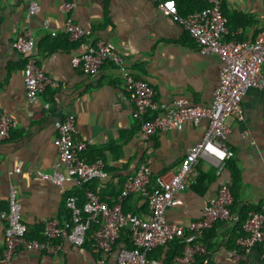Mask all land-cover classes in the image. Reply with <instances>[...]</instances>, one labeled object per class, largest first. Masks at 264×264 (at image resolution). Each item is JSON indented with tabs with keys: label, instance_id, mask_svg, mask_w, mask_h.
<instances>
[{
	"label": "crops",
	"instance_id": "0c3cea01",
	"mask_svg": "<svg viewBox=\"0 0 264 264\" xmlns=\"http://www.w3.org/2000/svg\"><path fill=\"white\" fill-rule=\"evenodd\" d=\"M35 1L40 12L29 18L28 0H0V116L9 117L13 125L9 138L0 141V258L6 228L1 215L8 209L10 185L17 189L21 221L30 235L52 223L65 224L66 200L81 191L70 183L59 187L38 177V173L65 172L54 147L56 123L75 117L77 137L86 147L82 158L89 164L100 160L105 166L106 177L86 188L109 207L118 203L124 184L142 164L150 169V188L158 177L170 179L186 151L203 139L207 129L204 120L144 140L139 122L132 118L133 105L120 71L105 64L97 75L89 77L72 67L73 57L98 42L111 44L127 73L150 85L156 102L164 107L179 99L207 107L220 84L221 61L201 53L186 31L149 0ZM66 3H74L69 12L63 11ZM223 12L228 30L225 41L252 42L264 33V0H224ZM68 19L88 34L71 41L63 32ZM21 34L35 39L33 55L38 66L58 84L33 103L27 101L24 91L25 60L13 49ZM242 109V122L232 118L226 122L224 143L233 157L220 167L219 174L218 167L206 158L199 159L188 188L177 196L179 205L166 211L167 223L187 234L188 226L202 218L220 185L229 184L234 199L232 219L207 232L203 244L207 264H264V241L239 261L232 255L234 250L241 254L240 239L236 243L232 239L241 234L237 223L244 212L246 218L253 213L264 218V91L248 90ZM17 168L20 173L10 176ZM122 208L125 213L149 214L140 195L124 199ZM97 228V224L91 226L80 248L59 240L56 255L20 250L9 264H101L93 240ZM123 231L103 264H117V252L125 248ZM151 255L149 264H165L164 253L159 257L153 251ZM194 264H203V259Z\"/></svg>",
	"mask_w": 264,
	"mask_h": 264
},
{
	"label": "built area",
	"instance_id": "2783aa9c",
	"mask_svg": "<svg viewBox=\"0 0 264 264\" xmlns=\"http://www.w3.org/2000/svg\"><path fill=\"white\" fill-rule=\"evenodd\" d=\"M149 1L157 5L163 16L181 26L201 53L216 56L221 61L220 84L209 106H193L184 99L175 101L171 107L160 106L151 86L127 73L120 54L106 42H98L84 54L73 57L71 65L89 77L97 75L105 64L120 71L123 88L133 105L132 118L139 122L140 135L144 140L171 130L182 131L188 123L197 126L205 120L208 125L203 139L186 151L176 174L167 180L156 178L153 188H150V169L145 164L140 165L136 175L124 184L118 203L112 207L101 202L89 190L86 191V201L81 207L75 197H69L65 207L71 216L70 223L61 226L57 223L49 224L44 229L41 241L26 239L27 227L21 221L17 189L10 185L8 209L1 215L6 228L4 253L0 264H9L20 250L56 255L60 251L57 245L59 240H66L80 248L93 224L98 225L93 240L101 264L112 253L124 229L130 234L132 248L118 250L117 264H149L150 252L175 240L184 242L185 246L182 255L174 260V264H194L197 258L203 259V264H207L206 250L197 240L204 231L213 229L217 223L232 219L234 199L229 184L220 185L216 196L208 202L202 218L188 226L187 234L183 228L167 223L166 211L179 205L177 196L188 188L199 159L206 158L209 163L218 167L219 174L220 167L233 157V153L224 143L228 132L226 122L231 118L237 122L243 121L242 99L248 90L264 91V33L252 42L225 41L228 30L222 9L223 0H205L207 9L186 18L178 16L172 0ZM73 8L74 3H66L63 11L69 12ZM39 12L37 2L28 0V17L33 18ZM63 32L73 42L88 34L70 19L67 20ZM51 35L55 36L56 33ZM35 47L36 41L30 34L19 35L13 44L15 52L25 60L23 84L26 99L30 103L35 102L47 88H58V84L46 77L38 66L33 55ZM12 126L9 117L0 116V141L9 138ZM55 128L57 137L54 147L59 165L65 172L38 173V177L59 187L70 183L77 188L104 179L106 173L102 161L89 164L82 158L86 147L77 137L75 117H66L62 122L56 123ZM18 173L19 168L9 175ZM133 195H140L146 200L149 211L147 217L123 211V200ZM263 223L264 218L259 214H253L245 223V237L237 244L241 254L236 250L232 251L236 261L264 241Z\"/></svg>",
	"mask_w": 264,
	"mask_h": 264
},
{
	"label": "trees",
	"instance_id": "16d2710c",
	"mask_svg": "<svg viewBox=\"0 0 264 264\" xmlns=\"http://www.w3.org/2000/svg\"><path fill=\"white\" fill-rule=\"evenodd\" d=\"M173 1L176 5V8H177V14L181 18H186L187 16L192 15L193 13L201 12L202 10H205L208 8V4L205 0H173ZM223 2H224V0H223ZM222 9H223V4H222ZM79 189H81V191L77 195L71 194L69 196L75 197L77 199L78 206L81 207L86 201L87 188H86V186H84V187L79 188ZM253 214H258V213H253ZM246 215H247V213L244 212V217L241 216L239 218V221L237 223V229H238L239 234L240 233L241 234L236 236L234 239H232V243H234V242L236 243L239 239H242L245 237V234L243 232V226L252 217V215H251L249 218H246ZM70 220H71V216H70L69 211L67 210V215L65 216V222L70 223ZM263 227H264V223H263ZM211 230L204 231L201 234L202 236L198 238L197 243L201 244L204 247L205 246V245H203L204 242L205 241L207 242V239H206L207 232H210ZM43 232L44 231L42 229V230H38L33 235H30L29 231H27L26 239L28 241H34V240L41 241V240H43ZM88 233H89V231H88ZM122 234H124L125 238H126L125 245H124L125 248L131 249L132 244H131L129 232L126 229H124ZM119 237H120V235H119ZM119 240L120 239H118V241L116 242V245H117V243H119ZM184 246H185L184 242L179 241V240H175V241L170 242V243H168L162 247H158L157 249H155L153 251H156L157 255L159 257L161 255H163V253H164V260H165L164 263L165 264H174V260L182 255ZM204 249H205V247H204ZM152 252H150L148 254L149 260L153 257L151 255ZM198 259L199 258H197L196 260H198Z\"/></svg>",
	"mask_w": 264,
	"mask_h": 264
}]
</instances>
